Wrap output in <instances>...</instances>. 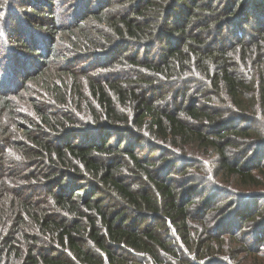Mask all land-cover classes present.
Masks as SVG:
<instances>
[{"label": "trees", "instance_id": "1", "mask_svg": "<svg viewBox=\"0 0 264 264\" xmlns=\"http://www.w3.org/2000/svg\"><path fill=\"white\" fill-rule=\"evenodd\" d=\"M0 264H264V0H0Z\"/></svg>", "mask_w": 264, "mask_h": 264}, {"label": "rangeland", "instance_id": "2", "mask_svg": "<svg viewBox=\"0 0 264 264\" xmlns=\"http://www.w3.org/2000/svg\"><path fill=\"white\" fill-rule=\"evenodd\" d=\"M0 63H1V64H3V60H2V58H1V57H0Z\"/></svg>", "mask_w": 264, "mask_h": 264}]
</instances>
